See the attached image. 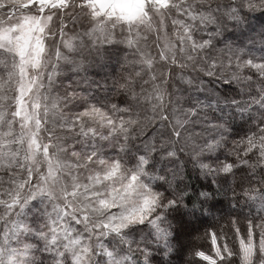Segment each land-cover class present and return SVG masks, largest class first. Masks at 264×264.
<instances>
[{
    "label": "snow or ice",
    "instance_id": "1",
    "mask_svg": "<svg viewBox=\"0 0 264 264\" xmlns=\"http://www.w3.org/2000/svg\"><path fill=\"white\" fill-rule=\"evenodd\" d=\"M253 13L264 0H0V264H264V32L213 44ZM210 49L208 79L218 59L247 128L213 194L168 202L172 223L144 157L128 166L129 130L179 102Z\"/></svg>",
    "mask_w": 264,
    "mask_h": 264
},
{
    "label": "clouds",
    "instance_id": "2",
    "mask_svg": "<svg viewBox=\"0 0 264 264\" xmlns=\"http://www.w3.org/2000/svg\"><path fill=\"white\" fill-rule=\"evenodd\" d=\"M206 4H215L218 0H204ZM215 27V26H213ZM264 32V16L251 14L250 18L234 26L230 22L220 28V34L213 42L214 49L223 48L231 43L239 46L246 43V37L258 36ZM212 49L195 57L185 69L187 80L191 87L178 94L182 96L179 102L170 101L166 96L159 111L149 109L146 115L140 117L129 130V147L126 159L128 166L136 163L135 157L143 156V180L151 185L152 190L159 196L157 214H164L170 222L179 223L183 211L166 207L173 199L181 196L195 198L201 191L214 193V179H222L216 161L224 160L233 152L234 143L238 142L242 129L247 128V117H242L229 105L231 94L229 89L220 82L219 77L228 70L221 66L217 59L216 78L208 79L211 64ZM118 70L115 61L103 64L86 65L90 76L106 75ZM204 81L201 89L200 81ZM211 89V94L209 93ZM200 101L197 107L192 105ZM206 105V106H201ZM264 108V105H261ZM167 114L168 119H163ZM251 115H256L253 110ZM264 118V117H260ZM145 234L147 230L145 229ZM158 264L162 254L154 253ZM172 264H178L173 260Z\"/></svg>",
    "mask_w": 264,
    "mask_h": 264
}]
</instances>
